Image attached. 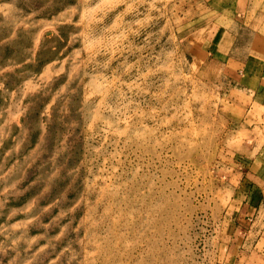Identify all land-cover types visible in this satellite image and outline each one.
Masks as SVG:
<instances>
[{
    "label": "rangeland",
    "instance_id": "rangeland-1",
    "mask_svg": "<svg viewBox=\"0 0 264 264\" xmlns=\"http://www.w3.org/2000/svg\"><path fill=\"white\" fill-rule=\"evenodd\" d=\"M246 5L0 0V264H239Z\"/></svg>",
    "mask_w": 264,
    "mask_h": 264
},
{
    "label": "crops",
    "instance_id": "crops-1",
    "mask_svg": "<svg viewBox=\"0 0 264 264\" xmlns=\"http://www.w3.org/2000/svg\"><path fill=\"white\" fill-rule=\"evenodd\" d=\"M242 13L243 17L238 14L236 27L216 44L214 55L220 59L234 58L230 62L232 71L241 73L243 71L240 68L246 64L244 76L247 90L253 93V103L264 107V11L253 12L246 5ZM259 15L261 21H255V16ZM239 23H243V26ZM242 32L246 34L244 44L239 42ZM250 148L254 152L250 162L247 163L242 157L238 163L243 174L242 180L249 189L242 196L236 220L239 224L236 232L239 231L240 236L233 239L234 247L235 240L240 239L237 254L239 264L264 263V143L260 146L253 144Z\"/></svg>",
    "mask_w": 264,
    "mask_h": 264
}]
</instances>
